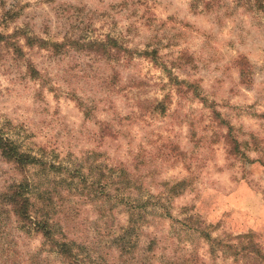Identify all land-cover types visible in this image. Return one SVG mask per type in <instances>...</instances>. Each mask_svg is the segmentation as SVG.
<instances>
[{"label": "rangeland", "instance_id": "obj_1", "mask_svg": "<svg viewBox=\"0 0 264 264\" xmlns=\"http://www.w3.org/2000/svg\"><path fill=\"white\" fill-rule=\"evenodd\" d=\"M0 32V132L43 163L0 192L80 264H264V0H0ZM25 228L0 206V264H64Z\"/></svg>", "mask_w": 264, "mask_h": 264}, {"label": "trees", "instance_id": "obj_2", "mask_svg": "<svg viewBox=\"0 0 264 264\" xmlns=\"http://www.w3.org/2000/svg\"><path fill=\"white\" fill-rule=\"evenodd\" d=\"M260 1V0H255ZM13 34H3L0 32V42L11 38ZM47 42H40L36 44L33 42L32 38H26V45L28 47H39L44 49ZM53 48H59L61 44H49ZM115 45V44H114ZM8 46H11V49L18 56L22 55V50L20 45L14 40L10 42ZM116 46V45H115ZM117 47V46H116ZM119 51H124L122 47L119 46ZM241 76H243L241 74ZM225 123V122H224ZM227 134L230 138V150L233 153L239 152L240 143L232 137L231 126L226 124ZM0 158L6 162L12 164L16 170L24 172L26 169H29L33 166L42 165V161L38 158L32 156L29 153H26L18 148V146L8 137L4 136L0 132ZM174 188V187H172ZM30 188L27 178L20 182H14L9 184L6 188L0 192V206L2 208L6 207L8 212L12 214L15 218L18 225L23 229H26L25 226H30V229H33L36 233L40 234L43 239V243L52 247L54 252L60 256L64 264H80L82 259H78V256L81 255L80 250L73 242L67 241L65 238L58 239L57 223H55L54 218L48 215L36 216L34 211V202L29 196ZM2 211V210H1ZM1 232V230H0ZM205 237L208 236L205 234ZM217 244V243H216ZM235 248L236 246H229ZM247 250V255L256 259L261 263H264V254H262L252 239L249 240L247 246H243ZM229 248V249H231ZM3 256V255H2Z\"/></svg>", "mask_w": 264, "mask_h": 264}]
</instances>
